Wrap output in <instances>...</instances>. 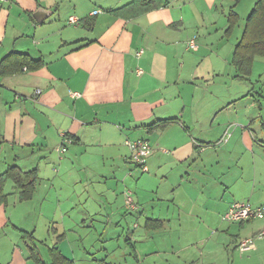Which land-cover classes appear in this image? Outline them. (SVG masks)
<instances>
[{"label":"crops","instance_id":"obj_1","mask_svg":"<svg viewBox=\"0 0 264 264\" xmlns=\"http://www.w3.org/2000/svg\"><path fill=\"white\" fill-rule=\"evenodd\" d=\"M131 1L0 3V61L12 52L41 60L30 69L0 73V174L11 165L36 168L45 175L38 174V182L52 181V190L55 182L77 180V167L86 171L109 162L114 173L121 160L133 162L126 140L146 138L153 151L145 172H152L155 188L153 196H146L147 186L137 183L141 189L136 197L149 206L144 208L151 212L147 230L158 234L174 226L186 233L191 219L224 220L234 202L264 204V57L256 56L251 73L240 77L232 58L245 26L235 40L231 37L238 25L227 34L225 5L232 6L231 1L165 0L166 5L127 18L112 13ZM39 8L52 14L39 22L34 16ZM72 16L79 21L71 22ZM196 35L197 49L189 48L188 40ZM71 91L81 96L73 97ZM169 119L164 127H148ZM63 133L72 142L61 153L57 146ZM57 165L58 175H48ZM102 173L90 171L87 176L95 179ZM37 186L31 200L21 202L10 195L7 205L0 206V243L7 241L0 264H31L23 249L12 248L10 239L20 241V229L26 230L14 217L29 218L37 204L47 223L62 221L51 227L56 239L78 226L73 214L64 222L61 199L49 201L51 191L40 194ZM48 203L52 209L44 211ZM101 210L86 208L89 216ZM227 224L228 229L220 227L215 233L234 236L235 226L238 234L232 241L239 253L241 240L254 237L241 256L247 254L249 264H264V236L256 237L264 231V218ZM128 239L136 252V241ZM64 243L56 241L48 248L59 246L77 264L64 252ZM171 247L178 253L187 249ZM156 248L153 252H169L168 246ZM42 259L51 261L50 255ZM104 261L117 264L107 258L100 264ZM190 264L198 263L192 259Z\"/></svg>","mask_w":264,"mask_h":264},{"label":"rangeland","instance_id":"obj_2","mask_svg":"<svg viewBox=\"0 0 264 264\" xmlns=\"http://www.w3.org/2000/svg\"><path fill=\"white\" fill-rule=\"evenodd\" d=\"M229 1H231L232 6L241 18L231 37L232 40H235L237 35L240 36L256 0L254 2L252 0H241L238 4L234 0ZM232 6L225 5L227 14ZM260 60L261 58H258V61ZM56 155L55 153L52 156L55 157ZM109 165H111L109 162H105L97 168L91 167L92 169L86 171L77 167L75 168L76 172L72 170L77 174V180L71 178L55 182V187L52 190H50L52 181L50 185H48V180L38 182L37 190L40 194L51 191L52 197L49 201L57 202L61 199L63 212L66 216L64 222H69L72 214L78 216V221L74 219L75 222H78V226L71 227L72 229L67 231L66 235L61 236V240L56 239L51 227H58L62 221L58 220L59 225L47 223L46 218H43L40 214L39 204H37V211L32 213L29 218L14 217L13 222L23 226L26 230L32 231L35 230V227L37 228L35 234L39 241L42 240L40 250L44 259H49L48 246L53 245L56 241H65L66 243L62 246L64 252L73 257L77 264H100V259L103 258L117 264H190L192 259H196L198 264H249L246 260L247 254L241 256V253L236 252L235 243L232 241L238 234L235 233V226L232 228L234 236L222 231L215 233L220 227L225 230L229 228V224L225 223L222 218L221 220L214 217H210V219H191L189 221L190 229L186 233L178 231L174 226L158 234L153 233V230H147L145 220L151 212H146L144 209L147 210L149 206L138 203L136 192L137 189L138 191L141 189L139 185L142 187L146 185L147 191L144 194L153 196L151 190L155 188V183L150 180L152 172H143L140 166L132 161L128 164L124 159L114 167V173L109 171ZM59 168V165H57L55 170L51 168L47 174L56 177ZM90 171L92 173L103 172L102 174L105 176H96L95 179H92L87 176ZM42 172L39 174L45 176ZM62 174L60 173V175ZM64 176L65 174H63ZM161 183L164 184V182ZM6 189H12V183L9 182ZM113 189H116V193L113 192ZM126 190L131 191L137 209H129L130 207L126 205ZM93 197L98 198V200ZM89 198L90 200H88ZM36 203H39V201L33 202V204ZM71 204H73V208H71ZM88 206H90L91 212H97L100 208L102 210L93 216H89L90 214L86 211ZM51 209L52 206L48 203L43 210L50 211ZM69 210H71L70 213H68ZM155 210L159 213L157 207ZM159 214L163 215L162 213ZM200 221L203 226H199ZM214 227L215 229H213ZM62 232L59 233L62 235ZM128 237L136 241L134 243L136 244V252H134L133 246L127 242ZM14 242L10 239L13 249H23L24 253L28 255L27 248L21 238L20 241ZM6 244L7 241L0 243V251L3 250ZM172 245L176 249L187 246V249L178 253L177 250H172ZM159 246H168L169 252L166 250L153 252ZM31 264L35 263L31 261Z\"/></svg>","mask_w":264,"mask_h":264},{"label":"trees","instance_id":"obj_3","mask_svg":"<svg viewBox=\"0 0 264 264\" xmlns=\"http://www.w3.org/2000/svg\"><path fill=\"white\" fill-rule=\"evenodd\" d=\"M234 1L238 4L241 0ZM166 4L167 1L165 0H133L126 5L112 10V13L127 18ZM227 17L229 25L226 32L227 34H231L239 23L240 15L234 9V6H232ZM258 55L264 57V0H256L251 13L247 17L242 38L235 47L232 62L240 72V77L251 73L255 57ZM27 56L18 52L8 54L0 61V73L19 70L24 66H26L24 69H30L35 65L41 64V60L27 58ZM14 65L18 66V68ZM170 121V119L164 120L159 125H157L158 123H152L148 127L151 129L157 126L164 127ZM38 174V169L36 168L23 170L18 165L9 166L0 174V206L7 205L10 195H16L21 202L31 200L36 192ZM9 182L12 183V191L10 193L6 189ZM20 234L27 248L28 256L35 264H75L74 260L64 255L57 245L48 248L51 261L45 262L40 253V243L42 241H39L34 232L20 229ZM102 264L112 263L104 261Z\"/></svg>","mask_w":264,"mask_h":264},{"label":"built area","instance_id":"obj_4","mask_svg":"<svg viewBox=\"0 0 264 264\" xmlns=\"http://www.w3.org/2000/svg\"><path fill=\"white\" fill-rule=\"evenodd\" d=\"M13 0H0V3L3 2H11ZM99 10H95L94 13H97ZM70 21L76 23L79 19L75 16L70 17ZM187 45L189 48L197 49V39L196 36L192 37L188 40ZM143 50H140L136 53L138 57L141 56ZM138 73H142L143 70L138 68ZM41 89L36 90V94L41 93ZM71 96L79 97L81 96L78 91H71ZM72 142V139L66 134L63 133V140L57 146V150L63 153L66 149V144ZM126 144L128 145L131 152V159L133 162L142 168L143 171L148 170L147 160L150 154L153 151L151 142L146 138H137V139H127ZM125 203L128 207L136 209L137 206L134 203V199L132 197V193L129 190L125 192ZM255 218H264V204L254 205L249 201H238L232 203L227 212L223 215V219L227 222H245ZM264 231H260L256 237H263ZM254 237L244 238L241 240L238 245V250L242 253L251 248V242Z\"/></svg>","mask_w":264,"mask_h":264},{"label":"water","instance_id":"obj_5","mask_svg":"<svg viewBox=\"0 0 264 264\" xmlns=\"http://www.w3.org/2000/svg\"><path fill=\"white\" fill-rule=\"evenodd\" d=\"M50 14H52V11L39 8L35 12L34 16L39 22H42V21L46 20Z\"/></svg>","mask_w":264,"mask_h":264}]
</instances>
